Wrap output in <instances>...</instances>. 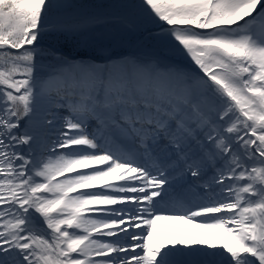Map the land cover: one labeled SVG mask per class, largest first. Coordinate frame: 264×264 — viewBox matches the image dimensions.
Wrapping results in <instances>:
<instances>
[{
    "label": "snow or ice",
    "instance_id": "obj_1",
    "mask_svg": "<svg viewBox=\"0 0 264 264\" xmlns=\"http://www.w3.org/2000/svg\"><path fill=\"white\" fill-rule=\"evenodd\" d=\"M0 264H264V0H0Z\"/></svg>",
    "mask_w": 264,
    "mask_h": 264
},
{
    "label": "bare ground",
    "instance_id": "obj_2",
    "mask_svg": "<svg viewBox=\"0 0 264 264\" xmlns=\"http://www.w3.org/2000/svg\"><path fill=\"white\" fill-rule=\"evenodd\" d=\"M175 223H176V221H164V222H162L164 228H167V229H170V226H177V227H173V229H172L173 232H177V233L183 228H190L189 225H183L180 222H178V224L175 225Z\"/></svg>",
    "mask_w": 264,
    "mask_h": 264
},
{
    "label": "rangeland",
    "instance_id": "obj_3",
    "mask_svg": "<svg viewBox=\"0 0 264 264\" xmlns=\"http://www.w3.org/2000/svg\"><path fill=\"white\" fill-rule=\"evenodd\" d=\"M80 2L84 3V4H99V3H110L112 2V0H80ZM133 51V50H131ZM129 51V52H131ZM128 52V53H129ZM126 53V54H128ZM178 222L175 223V225H177ZM173 227H177V226H170V230L172 231Z\"/></svg>",
    "mask_w": 264,
    "mask_h": 264
},
{
    "label": "trees",
    "instance_id": "obj_4",
    "mask_svg": "<svg viewBox=\"0 0 264 264\" xmlns=\"http://www.w3.org/2000/svg\"><path fill=\"white\" fill-rule=\"evenodd\" d=\"M130 48L126 45H115L114 48H113V51L118 53V54H121L123 52H126L128 51Z\"/></svg>",
    "mask_w": 264,
    "mask_h": 264
}]
</instances>
